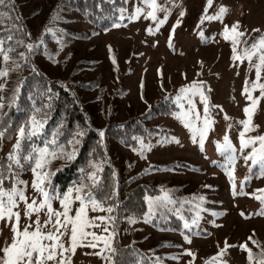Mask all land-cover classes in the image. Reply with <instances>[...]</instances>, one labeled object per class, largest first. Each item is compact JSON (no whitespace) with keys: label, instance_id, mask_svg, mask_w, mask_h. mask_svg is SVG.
<instances>
[{"label":"rangeland","instance_id":"rangeland-1","mask_svg":"<svg viewBox=\"0 0 264 264\" xmlns=\"http://www.w3.org/2000/svg\"><path fill=\"white\" fill-rule=\"evenodd\" d=\"M18 1L23 13L29 14L35 10L30 16L29 25L33 36H37L49 10V3L55 0ZM156 3L157 19L153 20L147 15L152 9L144 0H127V7L119 18L120 23L109 30L89 25L76 12H66L57 22L56 30L61 32L60 36L49 43L46 54L35 55V62L49 77L63 79L66 87L80 96L83 110L100 131L108 121H123L129 113H144L151 103L161 98L176 106L175 113L187 110L189 105L185 94H180L181 99L177 102L179 90L182 87L201 88L208 97L209 118L214 122L206 135L203 150L198 133L194 136L173 115L149 122L165 129L170 142L155 149L144 148L143 158L141 149L133 152L116 143H112V148L119 161L134 163L135 173L146 172L151 166L163 169L166 165L163 171L147 172L143 178L145 182H166L170 187H179L189 193L194 191L199 196L204 194L208 198L209 212L199 227L207 230V235H194L188 242L177 233L153 229L148 219L135 221L129 226L123 223L118 233L111 224L107 226L109 231L115 233L112 244L117 234L122 245L139 247L159 264H189L190 261L191 264H206L221 249H224L223 253L212 264H249L246 251L239 246L246 244L254 249L249 237L264 242V215L259 214L264 211V203L256 198L264 197V191H261L264 190V176L260 175L259 165H251V161L246 164L243 160L242 155H246L250 148L245 149L243 154L239 152V131L243 126L238 121L245 119L243 108L251 103L242 93L246 80L251 89V82L256 79L255 69L250 68L246 58L243 61L232 60L231 41L225 40L220 33L223 25L230 26L239 21L240 31L244 35L237 46L238 52L246 46L250 47L264 36V0H213L211 5L207 0H156ZM221 5L228 9L222 21H202L203 16L215 15ZM137 8L143 10L136 13ZM181 11L184 12L183 16L180 15ZM134 15L136 18L132 19ZM178 19L180 23L176 24ZM160 20H164V23L161 24ZM173 25H176L174 29ZM72 32H76L77 36ZM256 61L257 57L254 56L252 63ZM4 68L8 72L12 69L0 57V69ZM8 81L7 77H0V83H4L6 88ZM95 81L96 85L93 83L90 89L81 85ZM259 82L264 83V70ZM6 88L0 90V97L5 94ZM187 95L201 116L199 121H195V115L192 119L202 127L204 114L199 93ZM252 95L259 96V89L253 90ZM180 104H183V109ZM216 105L221 106L223 111ZM225 113L228 120L224 119ZM252 121L259 127L246 133V136L264 134V97L258 101ZM226 132L232 145L237 148L234 166L228 163L229 150L217 147L224 144ZM175 161L189 163L200 170L189 171L172 165ZM233 167L234 179H230L228 170ZM22 179L29 183L26 194L31 199L36 195L30 186L32 172L25 173ZM49 190L58 193L52 188ZM58 194L62 196L63 193ZM52 203L54 208L60 209L58 200L54 199ZM77 204L71 207L75 208ZM22 208L21 204V211ZM104 214L100 211L89 212L90 216ZM41 215L43 219V213ZM32 218L35 219V216ZM25 223L28 221L21 215V228ZM90 231L99 234L102 229L93 228ZM5 238L11 243L12 233L0 220V248L4 246ZM62 240L67 243V236ZM96 243V248L78 246L74 255L66 253L71 256V264H108L101 256L92 254L102 247V242ZM185 249L191 250L195 256H189ZM106 254L111 256V252Z\"/></svg>","mask_w":264,"mask_h":264},{"label":"trees","instance_id":"trees-1","mask_svg":"<svg viewBox=\"0 0 264 264\" xmlns=\"http://www.w3.org/2000/svg\"><path fill=\"white\" fill-rule=\"evenodd\" d=\"M49 4V10L42 20L37 36H33L29 25L30 16L35 10L29 14L23 13L18 0H11V4L5 0V5L0 6V13H7L6 16L0 17V38L4 41L5 49L11 48L8 53L10 59L3 62L12 68L6 76L9 83L6 85L7 88L5 87L3 107L0 108V131H5L4 137L0 138V158H5L12 149L17 139L18 127L25 124L27 129L29 126L27 122L35 116L43 123V128L38 136L31 140H22L21 148L24 154L32 144L42 146L45 140L53 139L54 132L57 133L58 143L63 144L66 151L74 149L76 152V157L72 161L55 159L49 165V169L55 173L50 178L52 190L63 193L69 187L79 184L82 179L80 171L82 168L85 173L94 170L89 165V161H92L99 166L96 169V174L100 177L99 186L93 189L96 198L103 200L105 195H111L113 188L116 190L114 200L106 202V204L117 205L112 213L115 221L111 224L116 233L123 223L129 226V218H131L134 221L148 219L147 222L153 229L174 232L182 238L207 235V230L199 227L203 217L209 212L208 198L204 194L199 196L194 191L189 193L179 187H170L166 182L151 180L145 182L143 178L146 177L147 172L163 171L166 165L163 169L151 166L146 172L135 173L134 163L119 161L112 148V143H116L136 152L142 145H150L147 147L149 150L166 145L170 139L165 129L149 122L172 116V113L177 110L176 106L162 98L156 100L142 114L129 113L123 121H108L103 125L104 135L101 137L100 130L83 110L80 96L70 91L63 79L49 77L35 62V55L46 54L49 43L60 36L61 32L56 30V27L66 12H76L89 25L100 30H109L120 23L119 18L127 7V0H55L54 3ZM46 28L51 31H45ZM72 34L77 36L76 32ZM9 35L13 37L12 40L8 39ZM29 43L33 44L31 50L27 48ZM20 53H24L25 57H21ZM0 57L3 60L2 55ZM112 62L116 64L114 59ZM93 83L96 85L97 81L83 82L81 85L90 89ZM17 85H19L18 93L15 92ZM36 109L39 111H35ZM81 130L84 132L83 136L78 134ZM74 136L79 143L69 144L68 141L73 140ZM22 163L25 162L22 161ZM171 164L189 171L200 170L197 166L182 161ZM56 169L59 170L56 171ZM14 170L20 179L25 173L31 172L27 163L23 171L16 169L15 166ZM4 175L8 176L6 170ZM84 182H88L86 176ZM3 186L10 189L11 181L5 179ZM162 190L168 191L169 196L176 203L163 207L157 203L154 205V212L146 218L145 213L149 211V207L145 197L161 196ZM200 197L204 199L200 200ZM194 219L195 223H193ZM186 222L189 224L188 228L184 227ZM250 242L254 247L252 263H257L262 258L264 242L256 237H252ZM170 244L173 245V242ZM112 245L117 250L115 254L111 253L115 264H159V261H154L139 247L130 244L122 245L117 234Z\"/></svg>","mask_w":264,"mask_h":264},{"label":"snow or ice","instance_id":"snow-or-ice-1","mask_svg":"<svg viewBox=\"0 0 264 264\" xmlns=\"http://www.w3.org/2000/svg\"><path fill=\"white\" fill-rule=\"evenodd\" d=\"M11 4V0H8ZM208 4L211 5L213 0H207ZM144 3L149 5L152 9L148 11L147 15L153 20H156L155 10L158 7L156 0H144ZM5 5V0H0V6ZM143 9L137 8L136 13H140ZM228 11L225 5H221L219 10L215 15L212 16H203V20H223L224 14ZM7 13H0V17L6 16ZM180 15L183 16L184 12L181 11ZM134 15L132 19H135ZM167 14H165V18ZM123 19V17H121ZM160 23H164V20H160ZM179 19L176 21V24H179ZM115 26V25H114ZM176 25H173V29ZM45 31H51V29H45ZM151 31V29H149ZM254 31H258L254 29ZM203 35V33H201ZM220 35L225 40H230L232 44V60L233 61H243L245 58L249 61L250 68L255 69V81H252L251 89L247 86L248 81H245V87L242 94H246V99L251 103L246 105L243 108L245 114V119L238 121L239 124L243 126L242 130L239 131V152L243 154L245 149L250 148V151L246 155H242L243 160L247 164L248 161H251V165H259L260 175L264 176V134H259L255 136H246V133L252 131L254 128L259 127L254 125L252 121V115L255 112L258 101L261 97H264V83L261 81V73L264 70V36H261L259 40L251 44L250 47H244L242 51L238 52L237 46L241 43L240 38L244 35L240 31V22L236 21L230 26L225 24L223 25V30ZM9 40H12L11 35L8 36ZM171 41V37L169 38ZM22 43V41H20ZM4 41L0 38V55L3 57V61L7 62L9 57V51L11 48L5 49L3 47ZM171 47V42L169 43ZM27 48L31 50L33 44H27ZM21 57H25L24 53H20ZM257 57V61L253 62V57ZM19 67V65H15ZM8 75V69H0V77H6ZM202 83V82H201ZM5 88L4 83H0V90ZM259 89V96H253L252 91ZM210 90V89H209ZM16 93L19 92V85H17ZM188 93L196 94L199 93L200 101L203 103V126H197V124L192 119L195 115V121H199L201 116L199 112L195 109V104L193 100L187 95ZM180 94H185L184 98L187 99L189 108L181 112L172 113L173 116L181 120L186 128L195 136L197 133L199 135V143L201 145V150H203V144L206 138V135L214 123L209 118V104L208 97L199 87H182L179 90V93L176 97L177 102L179 103L181 99ZM15 95V94H14ZM14 102V101H13ZM183 109V104L179 105ZM3 107V97H0V108ZM215 107L221 108V106L216 105ZM35 111H39L36 109ZM221 111L223 109L221 108ZM224 119L228 120L229 117L225 113ZM28 127L26 129L25 124H21L17 131L16 142L12 145V149L6 154L5 158H0V220L4 221L5 227H8L12 233L11 243H8L7 238H5V243L2 248H0V264H71V256H67L66 253L75 254V250L78 246H87L91 248L98 247L96 242H102V247L99 252L92 253L96 256H101L102 259L106 260L108 264H115L112 256L107 255V252L113 254L116 253V249L112 246V237L114 232L109 231L108 224H113L115 217L112 215L115 207V203L106 204L109 200H114L116 197L115 188L112 189L111 195H105L103 200L96 198V195L93 191L94 188L98 187V181L100 177L96 174V169L98 165L94 164L92 161H89V165L94 169L91 172L85 173V170L82 168L81 182L77 185L69 187L67 191H64L62 196L54 191H50L52 188L51 185V176L54 175V171L49 169V165L55 159L68 160L72 161L76 157V152L73 149L72 151H66L63 144H59L56 136L57 133H53V139L45 140L43 145L32 144L28 149L27 153L24 154L21 148L22 140L28 139L31 140L33 137L38 136L43 128V123L35 118V116L29 119ZM231 128V125H228ZM80 136L84 135V132L81 130L78 133ZM5 131H0V138H3ZM99 135L103 137L104 133L101 130ZM175 139V138H173ZM224 144L217 145L218 149L221 147L229 150L230 154L228 156V163L233 166L237 160V148L232 145L230 142L227 132L223 137ZM73 142L79 143V140L73 137V140L68 141L69 144ZM179 142L178 140L176 141ZM150 147V145H142L141 147V157L143 158V149ZM135 151V149H134ZM25 162L27 163L32 172L31 188L34 190L36 195L32 196L29 199V196L26 194V190L29 187L28 181L20 179L16 169L24 170ZM249 165V167H251ZM7 171L8 176L5 177L4 171ZM59 169H56L58 171ZM114 175V174H113ZM228 175L230 179H234V167L232 170H228ZM87 177L88 182H84V177ZM9 179L11 181V188L6 189L4 185V180ZM247 179V177H245ZM20 185L21 187H18ZM233 189H235V183H233ZM264 191V190H261ZM6 197V199H5ZM264 203V197H256ZM58 200L60 204V209L53 207V200ZM203 200V197L199 198ZM145 200L148 201L149 211L145 213L147 218L149 214L154 212V205L159 203L161 207L166 206L167 204H175L176 201L173 200L168 191L162 190V195L150 198L145 197ZM75 208L71 207L74 203H77ZM23 205L22 211L20 205ZM104 212V215L90 216L89 212ZM179 211V210H177ZM43 213V219L42 214ZM74 213V214H73ZM264 215V211L259 213ZM21 215L28 221L21 228ZM213 215H219V213H213ZM241 215H244L241 212ZM35 216V219L32 217ZM135 221L129 218V223H134ZM195 219L193 223H195ZM185 228L189 227V224L186 222L184 224ZM102 229L98 234L96 231H90V229ZM47 229V230H45ZM63 229V231L61 230ZM107 233V235H105ZM67 236V243L62 240V237ZM91 238L90 240L88 238ZM184 239L188 242H191L188 236H185ZM251 239V237H249ZM87 243L85 244V241ZM255 243V241H253ZM225 247H228L225 244ZM240 248L244 249L247 252V259L249 264L254 259L252 249L249 248L246 244H241ZM224 249H221L216 256L210 258V261L206 264H212V261H215L218 256L223 253ZM185 252L194 257L195 254L189 249H185ZM105 253L104 255H101ZM191 264V261L189 262ZM257 264H264V250H262V258L257 261Z\"/></svg>","mask_w":264,"mask_h":264}]
</instances>
